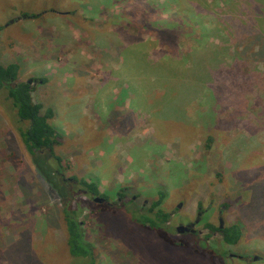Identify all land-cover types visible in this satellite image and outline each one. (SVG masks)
<instances>
[{
  "label": "rangeland",
  "instance_id": "1",
  "mask_svg": "<svg viewBox=\"0 0 264 264\" xmlns=\"http://www.w3.org/2000/svg\"><path fill=\"white\" fill-rule=\"evenodd\" d=\"M203 1L218 9L215 0L180 4L190 12ZM147 2L165 6L148 11ZM249 4L237 0L232 10L243 23L250 22ZM219 9L228 11L224 2ZM174 10H180L175 0H0V65H19L20 82L32 81L35 102L56 111L52 124L63 137L55 152L65 181L97 183L111 208L128 204L129 194L134 199L138 192L163 190V208L174 215L169 227L199 218L196 234L210 235L209 243L231 254L218 262L190 245L175 248L137 228L128 211H110L81 195L75 207L97 264H264L260 44L244 53L246 44L218 32L198 46L192 15L176 41L159 35L158 27L176 21ZM258 24L264 29V16ZM221 78L252 105L243 126L231 122L236 108L220 114L229 104L228 98L216 104ZM6 96L0 90V239L13 243L10 260L0 264H23L24 256L26 264H74L59 195H50L38 177L41 165L18 133L28 124L19 122ZM121 187L130 190L127 198ZM145 197L137 200L141 209ZM221 218L240 227L237 246L220 248L219 237L203 232L209 225L220 228Z\"/></svg>",
  "mask_w": 264,
  "mask_h": 264
},
{
  "label": "trees",
  "instance_id": "2",
  "mask_svg": "<svg viewBox=\"0 0 264 264\" xmlns=\"http://www.w3.org/2000/svg\"><path fill=\"white\" fill-rule=\"evenodd\" d=\"M181 1L182 0H180V2L175 0L180 7L179 11H183L184 13L187 11L185 14L188 15H180L178 10H174L172 17H174L176 21L172 24L164 25L160 28L158 27L157 33L159 35H169L173 38L172 40L176 41L175 38L178 34L188 30L186 23L190 20V16L192 15L195 19V23L191 33L197 36L196 41L198 46L203 41L209 42L211 38L212 40L217 39V37H219L217 33L219 32L220 35L222 34L229 42H235V44L239 46H241L242 43L246 44L243 50L244 53L250 54L252 50L256 51V44H260V50L256 52V56L264 60V29L260 28L258 24V20L264 16V1L247 0L250 3L247 17L251 13L249 16V23H243L239 17L233 15L232 10L235 9L234 7L236 6L237 0H215L213 3L216 8H218L217 10H213L212 5H206V2L203 1L205 4L200 3V8L194 7L190 12L180 4ZM223 2L227 6L228 11H224V9L221 11L219 9V4ZM147 3L148 11H158L165 6V4L160 3L156 5L153 2ZM226 23L231 25H225ZM141 26L153 29V25L149 22H143ZM185 49L191 52L189 46L188 49L187 47H185ZM225 52L226 49L223 48L222 53ZM40 82L46 83V79L43 77ZM220 82L221 88L223 87L224 89L221 90L219 96H215L216 104H218V100L226 102V98L229 99L228 106L223 107L226 109L220 114L229 112V109L232 114L236 108L235 116L232 117L233 120L231 119V122L236 125H245L251 113V103H249L245 97H239L235 91L228 90L227 83L224 82L223 78H221ZM0 90H4L7 93L6 100L11 102L12 108L17 112L19 122L28 124L27 128L19 129L18 133L27 152L35 159V162L41 165V167L37 169L39 172L38 177L43 185L47 184L46 187L50 195L54 193L59 195L63 207V220L66 226L65 233H67L66 245L69 255L74 260V264H97L96 249L86 240L83 223L79 219V213L75 207V202L78 196L86 195L93 204L105 206L107 203H97L94 201V197L103 198L108 202L107 196L100 193L97 183H89L84 179L78 180L76 178L65 181L62 178V158L56 154L55 146L58 145L59 139L63 136L52 124V120L56 117V111L53 107H45L44 104L35 102L32 84L29 82H20L19 65L15 63L0 65ZM242 120L245 121L243 122ZM43 165L44 168L52 171V174L58 178L59 187L52 181L51 176L48 177L50 181L46 179L49 174L43 168ZM120 190L123 194L126 193L125 198H127V194L130 193V190L123 187H121ZM134 195L137 196L132 199L129 194L130 199L128 198L129 201L126 202L128 203L126 205L124 201L122 205L114 208L109 207V204L106 206L113 212L120 211L121 209L128 211L131 223L137 228L158 233L161 239L175 246V248H184L186 245H190L188 247H191L193 252L200 253L202 256H212L214 259H217L218 262H222V258L231 255L229 250L221 251V249L218 248V244L216 246L212 245L213 243H209L210 235L201 238L199 234L177 233V229L169 227L168 224L171 223L174 215L163 208L166 199L165 191L158 190L154 195H145L139 192ZM141 196H146L145 199L148 201V204L142 206V209L137 205V200H139ZM119 197L121 198L123 195L119 194ZM154 198L157 199L155 200ZM148 205H150L149 209ZM226 206L229 208V205ZM219 224L223 225L222 229L213 227L212 225L206 226V228L210 230L211 234H214V232L220 234L221 239L216 241L221 243L220 248L223 245L228 247L237 246L243 237L240 227L237 224L229 226L222 218ZM177 234H181V239L176 236ZM4 242L5 241L0 239V259L10 260L7 256L9 251L8 247L9 244L13 243V240H11L8 245L3 244ZM24 257L22 258V263L26 264Z\"/></svg>",
  "mask_w": 264,
  "mask_h": 264
},
{
  "label": "water",
  "instance_id": "3",
  "mask_svg": "<svg viewBox=\"0 0 264 264\" xmlns=\"http://www.w3.org/2000/svg\"><path fill=\"white\" fill-rule=\"evenodd\" d=\"M29 83H31V81H30ZM94 199H95V202H97V203H101V202L105 201V199L100 198V197H97V196L94 197ZM219 226H220V229L223 228V225H222V224H220ZM176 229H177V231H176L177 233H183V231H188V230H189L188 227L183 226V225L177 227ZM203 232L210 233V230H205V231H203ZM198 233H199L200 235L204 234V233H202V231H198ZM215 236L218 237V236H220V235H219V233L215 232ZM220 237H221V236H220Z\"/></svg>",
  "mask_w": 264,
  "mask_h": 264
},
{
  "label": "flooded vegetation",
  "instance_id": "4",
  "mask_svg": "<svg viewBox=\"0 0 264 264\" xmlns=\"http://www.w3.org/2000/svg\"><path fill=\"white\" fill-rule=\"evenodd\" d=\"M94 201H95V199H94ZM101 203H107V204H109L106 200L105 201H103V202H101ZM199 221H200V219L198 218L196 221H195V223H192V224H190V225H188L187 227L189 228V230L188 231H183V233H193V234H196L197 232V230L195 229L196 228V226H197V224H199ZM209 234H211V233H209ZM200 235V234H199ZM211 235H213V236H215V232H214V234H211ZM220 235V234H219ZM215 237H217V236H215ZM219 237V239H221V237L220 236H218Z\"/></svg>",
  "mask_w": 264,
  "mask_h": 264
}]
</instances>
